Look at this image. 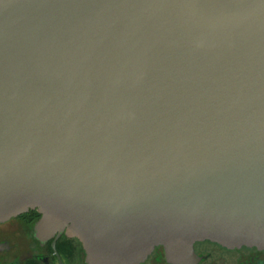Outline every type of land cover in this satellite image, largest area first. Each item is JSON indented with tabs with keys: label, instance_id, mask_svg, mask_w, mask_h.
<instances>
[{
	"label": "water",
	"instance_id": "obj_1",
	"mask_svg": "<svg viewBox=\"0 0 264 264\" xmlns=\"http://www.w3.org/2000/svg\"><path fill=\"white\" fill-rule=\"evenodd\" d=\"M29 210L87 264L264 251V0H0V224Z\"/></svg>",
	"mask_w": 264,
	"mask_h": 264
},
{
	"label": "flooded vegetation",
	"instance_id": "obj_2",
	"mask_svg": "<svg viewBox=\"0 0 264 264\" xmlns=\"http://www.w3.org/2000/svg\"><path fill=\"white\" fill-rule=\"evenodd\" d=\"M41 215L37 210L0 224V264H87L82 243L65 233L38 237ZM199 264H264V251L255 248L230 250L212 242L195 245ZM143 264H169L163 248H157Z\"/></svg>",
	"mask_w": 264,
	"mask_h": 264
}]
</instances>
